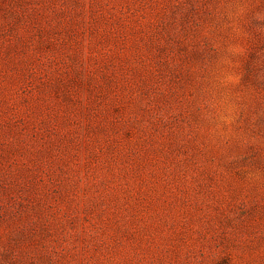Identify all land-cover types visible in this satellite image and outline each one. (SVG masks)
I'll use <instances>...</instances> for the list:
<instances>
[{"label":"rangeland","instance_id":"1","mask_svg":"<svg viewBox=\"0 0 264 264\" xmlns=\"http://www.w3.org/2000/svg\"><path fill=\"white\" fill-rule=\"evenodd\" d=\"M0 264H264V0H0Z\"/></svg>","mask_w":264,"mask_h":264}]
</instances>
